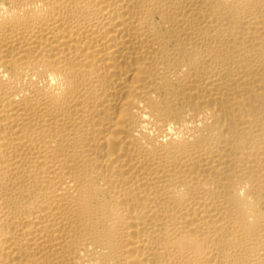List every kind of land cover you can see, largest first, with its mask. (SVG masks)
I'll return each instance as SVG.
<instances>
[{
  "label": "bare ground",
  "instance_id": "6f19581e",
  "mask_svg": "<svg viewBox=\"0 0 264 264\" xmlns=\"http://www.w3.org/2000/svg\"><path fill=\"white\" fill-rule=\"evenodd\" d=\"M0 264H264V0H0Z\"/></svg>",
  "mask_w": 264,
  "mask_h": 264
}]
</instances>
